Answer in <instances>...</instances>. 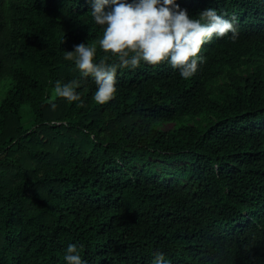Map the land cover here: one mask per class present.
I'll list each match as a JSON object with an SVG mask.
<instances>
[{
  "label": "trees",
  "instance_id": "trees-1",
  "mask_svg": "<svg viewBox=\"0 0 264 264\" xmlns=\"http://www.w3.org/2000/svg\"><path fill=\"white\" fill-rule=\"evenodd\" d=\"M177 2L234 19L235 41L203 45L189 79L118 69L98 104L64 59L117 61L91 0H0V264H65L69 244L87 264H264V0ZM74 80L80 100L56 95Z\"/></svg>",
  "mask_w": 264,
  "mask_h": 264
},
{
  "label": "clouds",
  "instance_id": "clouds-1",
  "mask_svg": "<svg viewBox=\"0 0 264 264\" xmlns=\"http://www.w3.org/2000/svg\"><path fill=\"white\" fill-rule=\"evenodd\" d=\"M90 9L95 24L103 26L99 48L117 58L115 63L95 57L97 47L80 43L74 50L66 51L65 60L74 61L75 67L85 78L91 76L96 90L93 99L104 104L117 92V72L136 69L141 63L158 65L167 62L179 70L183 79H189L204 63L198 55L203 45L213 38H224L229 33L236 39L234 19L219 14L214 8H206L194 18L177 0H91ZM80 81L55 83L57 96L69 102L80 100L77 89ZM65 264H87L76 244H69L63 257ZM152 264H171L165 254L158 252Z\"/></svg>",
  "mask_w": 264,
  "mask_h": 264
},
{
  "label": "rangeland",
  "instance_id": "rangeland-1",
  "mask_svg": "<svg viewBox=\"0 0 264 264\" xmlns=\"http://www.w3.org/2000/svg\"><path fill=\"white\" fill-rule=\"evenodd\" d=\"M175 126H176L175 123H164V124H161V125H160V127H161L162 129H172V128H174ZM151 160H153V159H151ZM158 162H160V160H159ZM165 164H168V166H172V165H178L179 162H165Z\"/></svg>",
  "mask_w": 264,
  "mask_h": 264
}]
</instances>
